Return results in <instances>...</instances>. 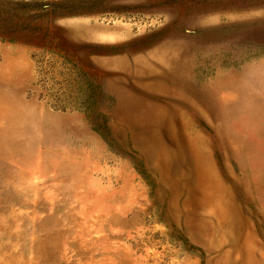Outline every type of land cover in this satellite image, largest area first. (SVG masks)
I'll return each mask as SVG.
<instances>
[{
  "label": "rangeland",
  "instance_id": "obj_1",
  "mask_svg": "<svg viewBox=\"0 0 264 264\" xmlns=\"http://www.w3.org/2000/svg\"><path fill=\"white\" fill-rule=\"evenodd\" d=\"M0 108V264H264V0H0Z\"/></svg>",
  "mask_w": 264,
  "mask_h": 264
},
{
  "label": "bare ground",
  "instance_id": "obj_2",
  "mask_svg": "<svg viewBox=\"0 0 264 264\" xmlns=\"http://www.w3.org/2000/svg\"><path fill=\"white\" fill-rule=\"evenodd\" d=\"M21 101V100H19ZM20 103V102H19ZM21 104V103H20ZM17 105V104H16ZM25 106V105H24ZM9 107V106H7ZM23 107V106H22ZM26 107V106H25ZM24 107L25 111L26 108ZM15 108V107H14ZM1 109V108H0ZM4 109V108H3ZM9 109V108H8ZM23 109V108H22ZM14 110V109H13ZM16 110V108H15ZM21 110V109H20ZM19 110V111H20ZM3 111V110H1ZM18 111V110H17ZM17 113V112H16ZM4 115V114H3ZM7 115V114H6ZM18 115V114H17ZM28 116V115H27ZM3 117V116H1ZM33 119V118H32ZM35 119V118H34ZM11 123V122H10ZM10 125V124H9ZM24 127V126H23ZM27 127V126H26ZM10 129V128H8ZM11 130V129H10ZM27 131V130H26ZM25 132V131H24ZM6 133V132H5ZM26 133V132H25ZM3 135V134H2ZM6 135V134H5ZM3 135V136H5ZM9 135V134H8ZM17 135V134H16ZM7 136V135H6ZM5 136V137H6ZM18 136V135H17ZM21 136V135H20ZM4 137V138H5ZM1 138V139H4ZM13 138V137H12ZM15 138V137H14ZM18 138V137H17ZM19 139V138H18ZM8 140V139H6ZM16 140V139H15ZM14 141V140H13ZM260 145V144H259ZM264 145V144H263ZM188 151H189V156L190 158V163L192 164L193 168V179L192 181V186L194 187L193 189L197 192H201L202 195L204 196V202L207 201L208 199H213L216 197L217 193L219 191H222V182L218 178L217 174L214 171V168L211 166V161L209 159V156L207 154L204 155V149L202 150L201 147H197L196 145L188 144ZM258 150H261L258 148ZM203 153V154H202ZM261 153V152H259ZM258 157V156H257ZM256 157V158H257ZM249 175V173H248ZM250 183V182H249ZM193 193V192H192ZM189 200V203H188ZM186 200V205L187 203L190 204L193 200L192 198H188ZM185 205V206H186ZM187 217H191L192 215L190 213H186Z\"/></svg>",
  "mask_w": 264,
  "mask_h": 264
}]
</instances>
